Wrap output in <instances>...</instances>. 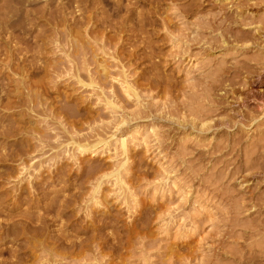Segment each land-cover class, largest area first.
Segmentation results:
<instances>
[{"label": "rangeland", "instance_id": "374dc122", "mask_svg": "<svg viewBox=\"0 0 264 264\" xmlns=\"http://www.w3.org/2000/svg\"><path fill=\"white\" fill-rule=\"evenodd\" d=\"M120 1L130 12L114 18L129 14L130 33L95 29L90 5L81 16L94 32L84 24L70 34L75 4L33 0L28 8L50 4L52 17L37 14L15 31L28 69L21 79L2 52L11 92L0 118L19 130L0 134V152L29 153H0V264L14 260L5 248L19 245L17 264H264V0ZM76 69L94 85L82 86ZM128 84L137 96H127ZM27 92L37 100L31 115L16 104ZM131 132L125 158L112 139ZM124 159L123 186L114 173ZM27 213L45 218L43 235L6 226Z\"/></svg>", "mask_w": 264, "mask_h": 264}, {"label": "bare ground", "instance_id": "6f19581e", "mask_svg": "<svg viewBox=\"0 0 264 264\" xmlns=\"http://www.w3.org/2000/svg\"><path fill=\"white\" fill-rule=\"evenodd\" d=\"M46 1H48V0H46ZM50 1V0H49ZM60 1V3L61 4H59V5H64V3L65 4H75L74 6H75V9H77V10H75V12H79L78 14L77 13H75V12H73V13H75V14H77L78 16V18L76 17V16H73L72 15V17H71V25H72V28L69 30V33L71 34L72 33V31H74V30H79V27L80 26H84V24H86V27H88V29L89 30H91V31H89V32H94V30L96 29V28H103V30H107V31H110V32H114V33H118V31L120 32V31H122V29H123V31H125V32H131L132 30L129 28V27H131V26H129L127 23H129V20L131 19V17H130V15L128 14V15H124V17H123V15L121 16V14H120V19L119 18H116V19H118V20H116L115 18H114V16H116L117 15V17L119 16V10H121L122 8H121V5H120V0H65L66 2H64V3H62V0H59ZM32 2H33V0H0V61L2 62V64H3V61H2V59H1V56H2V52L4 51V54H3V56H5V58H6V60H7V62H6V60L5 59H3V60H5L4 62H6L5 63V66H6V68H8V69H10L9 71H11V72H13L12 73V75H14V76H16V75H18V77H20V79H21V74L23 75L24 73H27L26 72V70H28V69H23V66H20V64H19V58L17 57L18 55H17V52H15V50L14 49H17L18 47H19V43H21V41H24L21 37V39L19 38V34H20V31H22V29H24V25H22V22L23 21H25V23H26V20H29L28 22H30V23H32V21H31V17H34L35 15L37 16V14H40V13H49V15H50V17H52L51 15H52V12H50V10H49V5L50 4H47L46 5V7H43V8H41V9H32V8H28V5H31L32 4ZM49 3V2H48ZM51 3V2H50ZM104 3H112V5H111V10H110V12H108V13H106V12H104L102 9H103V7H102V5L104 4ZM92 6L93 8H95L96 9V13H94L93 14V16H91L90 17V19L89 20H91L92 19V22L93 23H95V25H94V28H90V25H88L89 23H90V21H84V16H81V14H82V10L83 9H87L88 8V6ZM59 7H61V6H59ZM64 7V6H63ZM126 8L124 9V10H126L127 12L130 10V8H128V6H125ZM109 8V7H108ZM55 10H58V8H55ZM99 10H101L100 12H98ZM59 11H61V10H59ZM106 11V10H105ZM130 12V11H129ZM57 13V12H56ZM59 13V12H58ZM65 13H66V11H65ZM62 14V13H61ZM125 14H127V13H125ZM139 14V13H138ZM137 14V15H138ZM65 15V14H64ZM68 15V14H67ZM139 16H140V18H141V16H142V14H140V15H138V18H137V21L140 19L139 18ZM68 17V16H67ZM137 17V16H136ZM29 18V19H28ZM32 19H34V18H32ZM87 19V18H86ZM144 20V19H143ZM142 20V21H143ZM141 21V22H142ZM24 23V22H23ZM30 23H28V24H30ZM48 23V22H47ZM139 23V22H138ZM137 23V24H138ZM92 24V23H91ZM142 24V23H141ZM141 24H139V26H141ZM93 25V24H92ZM91 25V26H92ZM27 26V25H26ZM127 26V27H126ZM139 26H138V28H139ZM30 27H32V25L30 26ZM134 27V26H133ZM136 28V27H135ZM141 28V27H140ZM65 29V28H64ZM78 30L76 31L77 33H78ZM15 31H18L19 32V34H17V32L15 33ZM88 31V30H87ZM123 31H122V33H123ZM136 31V30H135ZM143 32V31H142ZM38 33V32H37ZM43 34V33H42ZM138 35V34H137ZM38 36V35H37ZM41 36V35H40ZM93 36V35H92ZM139 37V36H138ZM26 39V38H25ZM96 39V38H95ZM94 39V44L95 45H97V44H99L100 46L99 47H104L103 45H104V43H105V41H106V39L105 40H103V41H101V43H97L96 42V40ZM103 39V38H102ZM28 41V40H27ZM24 43V42H23ZM28 44V43H27ZM39 44V43H38ZM42 44V43H41ZM34 45V44H33ZM31 48V47H30ZM34 48V47H33ZM7 49V50H6ZM100 49V48H99ZM17 51V50H16ZM33 57H34V55H33ZM35 58V57H34ZM33 58V60H35ZM21 59V58H20ZM32 60V59H31ZM33 60L30 62V67H32L33 69L32 70H36V69H38L39 67H40V65H38V64H36V63H34L33 62ZM37 60V59H36ZM39 60V59H38ZM1 65V64H0ZM86 65V64H85ZM14 67V68H13ZM29 67V69H31ZM13 68V69H12ZM40 69V68H39ZM38 69V70H39ZM31 71V70H30ZM29 71V76L31 77V76H33L34 75V73H36V72H34V71H31L30 72ZM75 71H77V74H76V78H77V80H78V82L79 83H81L82 84V86H87V85H89V86H91L92 84L94 85V82H93V78H90V77H92V76H88L89 77V82L88 83H85L82 79H81V76H79V74H80V72L78 73V69H76ZM10 73V72H9ZM102 73V72H101ZM28 75V74H27ZM87 77V78H88ZM4 77L0 74V104L2 103V99H4L3 97H2V95L4 94V96L6 95H8L9 94V82L7 81H5L4 82ZM19 79V78H18ZM32 81V80H31ZM88 81V80H87ZM21 83H23L24 84V82H23V79L22 80H20V84ZM35 84H36V82H35ZM35 84H32V86L34 85L35 86ZM41 84V83H40ZM21 86V85H20ZM23 86V85H22ZM26 86V85H25ZM29 86V85H28ZM24 88H26V87H24ZM31 88H33V87H31ZM31 88H27V90H28V92H29V89L31 90ZM126 94H127V96H128V92L130 91V90H132L133 92H132V94L134 93V97L135 96H137V93H135V91H134V89L131 87V85L129 86V84L126 86ZM128 89V90H127ZM32 91V90H31ZM11 92V91H10ZM19 92V91H18ZM27 92V97L25 98V99H23L22 98V96L20 95L21 93H19V95L17 96V100H16V104H18V105H27V107L29 108V114L31 115V113H33L34 112V110H33V106L35 105L34 103H36L37 102V100H36V102H35V100H33L34 98H32L31 96H32V94H31V96H30V94ZM35 92V91H34ZM45 92V91H44ZM129 94H131V92H129ZM132 94L130 95V96H132ZM34 95V94H33ZM9 96V95H8ZM129 96V97H130ZM139 96V95H138ZM109 97V96H108ZM37 98V97H36ZM116 100V99H115ZM127 100V99H126ZM107 104H109L110 106H112V107H114V112H117L118 111V109H119V106L116 108V105H114V104H116V103H112V101L111 100H109V99H107ZM12 103V102H11ZM104 103V102H103ZM32 104V105H31ZM34 104V105H33ZM115 108H116V110L117 111H115ZM113 109V108H112ZM121 109V108H120ZM125 111V110H124ZM112 112V111H111ZM121 112V111H120ZM126 112V111H125ZM35 113V112H34ZM33 113V114H34ZM113 113V112H112ZM118 113V112H117ZM117 113H115V114H117ZM122 113V112H121ZM121 113H120V115H121ZM135 113V112H134ZM32 114V115H33ZM122 114H124V113H122ZM129 114H131V113H129ZM128 114V115H129ZM114 115V114H113ZM117 116H119V115H117ZM117 116H116V118H117ZM126 116V115H125ZM124 115L123 116H121V117H118V123L117 124H119L120 126L121 125H126L127 124V122L129 123V121H127V118L125 117ZM132 116V115H131ZM128 117V116H127ZM2 118V117H1ZM0 118V130H3L2 132H0V134L2 135H4V134H8L6 131H8V130H16V129H18V127H15L14 126V124L11 122V121H9V122H6V124L4 123L5 121L3 120V119H1ZM115 118V117H114ZM114 120V119H113ZM116 121H117V119H116ZM116 124V123H115ZM118 126V125H117ZM29 127V126H28ZM34 127L35 126H33L32 128L34 129ZM122 127V126H121ZM32 128H31V130H32ZM120 129H122V128H120ZM19 130V129H18ZM21 130V129H20ZM133 130H135L134 132H136V130H139L136 126H134V128H133ZM139 133V132H138ZM136 134V133H135ZM7 136V135H6ZM133 137H135L134 135H133V132H131V133H128L127 135H121V136H119V137H117V139H116V137L114 138V135L112 134V138H114V139H112V140H115V148H117L118 149V151L120 152V154L121 155H124V157L125 156H127V155H129L128 153H129V151H130V139H133ZM33 138V137H32ZM71 138V137H70ZM111 138V137H110ZM111 140V139H110ZM134 140V139H133ZM101 142H103V143H106L107 142V139H106V141H105V139H98L97 141H96V143L97 144H99V143H101ZM108 142H109V140H108ZM107 142V143H108ZM113 142V141H112ZM74 144V143H73ZM28 146V145H27ZM34 147H36V146H34ZM21 148V147H20ZM32 148V147H31ZM79 148L81 149H79L78 151L79 152H81V153H83L84 151H85V146L84 145H80L79 146ZM3 149H5V148H3ZM35 149V148H34ZM8 150H10V149H8ZM29 150L28 149H17V150H13V149H11L8 153H3V151H2V153H1V158H3V159H6V160H12V159H14V158H17L16 156H19L20 154H21V156H22V154L23 155H26L27 153H29L28 152ZM92 151V150H91ZM33 152V151H32ZM31 152V153H32ZM118 152V153H119ZM93 154V153H92ZM26 157H28V156H26ZM123 157V158H124ZM33 158V157H32ZM125 158H127V157H125ZM20 159H21V157H20ZM1 160V159H0ZM5 160V161H6ZM126 159H124L123 160V162L121 163V164H119L118 165V167H116V168H118L117 170H116V168H115V171H116V173H114V174H116V176H115V183H117V182H119V183H121L123 186H124V184H126L125 183V181H123L122 180V178H121V176L119 175L121 172L119 171V168H123L124 166H125V164H126V161H125ZM4 161V160H3ZM48 161V160H47ZM36 159H33L32 161H31V163H32V166L33 167H41L42 165H40V163H38L37 162V164H36ZM121 162V161H120ZM34 163V164H33ZM30 165V164H29ZM31 166V165H30ZM33 167H31V168H33ZM43 167V166H42ZM27 168V167H26ZM26 168H24L25 170H26ZM44 168V167H43ZM29 169V168H28ZM34 169V168H33ZM125 169V168H124ZM37 170V169H36ZM40 170V169H39ZM93 170H94V168H93ZM93 172V171H92ZM91 172V173H92ZM118 172H120L119 174H118ZM38 173V172H37ZM86 173H87V171H86ZM89 173V172H88ZM88 173H87V176H88ZM94 173V172H93ZM92 173V174H93ZM90 174V173H89ZM92 174H90V177H92L93 175ZM96 174V173H95ZM92 175V176H91ZM103 180H98L97 181V183L94 185V189H93V191H94V194L95 193H97L98 191H99V189H100V187H101V184L103 183L102 182ZM114 181V180H113ZM45 184V183H44ZM103 185V184H102ZM114 185V184H113ZM31 189V188H30ZM120 189V188H119ZM126 189H127V187H126ZM9 194V193H8ZM98 194V193H97ZM22 195V194H21ZM96 195V194H95ZM95 195H94V197H93V199H96L97 198V195H96V197H95ZM7 198V197H6ZM22 199L23 197H19V199ZM75 198V197H74ZM73 198V199H74ZM25 199V198H24ZM92 199V200H93ZM22 201V200H21ZM20 202V201H19ZM18 202V203H19ZM54 202H58V201H54ZM61 202V201H60ZM62 202H64V200L62 201ZM59 203V202H58ZM65 203V202H64ZM67 203V202H66ZM95 203H99L97 200H95ZM101 203V202H100ZM99 203V204H100ZM1 204V203H0ZM51 204H52V202H51ZM62 204V203H61ZM60 204V205H61ZM63 205V204H62ZM48 206H50V204L48 205ZM52 206V205H51ZM55 206V204L53 205V207ZM58 206V205H57ZM57 206H55V207H57ZM48 209L50 208L51 209V207H47ZM65 207H63V211L65 210L64 209ZM58 209V208H57ZM2 210H3V208H2ZM47 210V209H46ZM62 210H61V212H63ZM0 212H1V205H0ZM28 212V211H27ZM56 213H55V215L57 214V213H59V211L57 210V211H55ZM3 213H5V210H4V212ZM16 213V212H15ZM49 213V212H48ZM18 214V213H17ZM22 214V213H21ZM35 214V213H34ZM5 215V214H4ZM25 215V214H24ZM23 215V216H24ZM27 215L28 216H25L24 218H25V220H24V218H23V220L22 221H19V220H17V221H19V222H16V221H13V222H8L7 221V224H6V226L8 225H10L9 227H11V225L13 226V228H16L17 229V224H21V226L23 227V229L26 231H33V232H35V235H37L38 234V232H40V231H42V235H43V232L46 230V228H47V226H46V223L47 222H45V218H42L43 216H29V214L27 213ZM59 215H60V213H59ZM58 215V216H59ZM18 216H22V215H18ZM57 216V215H56ZM57 216V217H58ZM95 216V215H94ZM18 218V217H17ZM12 220V219H11ZM52 220H54L53 218H52ZM58 220V219H57ZM5 222V221H4ZM7 230L9 229L8 227H5ZM19 228H20V226H19ZM5 229V230H6ZM3 230V229H2ZM14 229H12V232H15V231H13ZM19 230V229H18ZM23 230V231H24ZM59 230V229H58ZM10 231V230H9ZM23 232V233H26V232ZM4 232V231H3ZM3 232H1L0 233V236H1V234L3 233ZM11 232V233H12ZM17 232V231H16ZM20 232V231H19ZM18 232V233H19ZM32 232V233H33ZM57 232H60V233H62L63 232V229H62V231L61 230H59V231H57ZM29 233V232H28ZM40 234V233H39ZM9 235V234H8ZM14 235V234H13ZM29 235V234H28ZM41 235V234H40ZM49 235V234H48ZM57 235V234H56ZM58 235H59V233H58ZM62 235H64L63 233H62ZM38 236V235H37ZM36 236V237H37ZM45 236H46V234H45ZM55 236V235H54ZM33 237H35L34 235H33ZM35 237V238H36ZM49 237V236H48ZM64 237V236H63ZM66 238H68L67 236H65ZM51 238V237H50ZM57 238V240H58V243H59V240L61 241V244H62V242H63V244L62 245H64L65 247H67V248H69L68 247V242L70 241H66V240H63L62 239V237H56ZM65 238V239H66ZM0 239H1V237H0ZM34 239V238H33ZM55 239V237L53 238V240ZM37 240V239H36ZM36 240H35V242H34V240H33V246L32 247H37L38 245L39 246H41V244H42V247L44 246V242L43 243H41V241L40 242H36ZM56 240V241H57ZM73 240V239H72ZM55 241V240H54ZM74 241V240H73ZM73 241H71V243H72V245H70V246H72V247H74V246H77L78 247V244H77V242H73ZM64 242H67V244L66 243H64ZM78 242H80V241H78ZM80 243H82V242H80ZM55 244H56V242H55ZM61 244H59V245H61ZM70 244V243H69ZM84 244V243H83ZM82 244V245H83ZM28 245V244H27ZM58 245V244H57ZM81 245V244H80ZM79 245V246H80ZM26 246V245H25ZM22 247V246H21ZM20 247V245H19V247L18 248H16V247H6L5 248V251L6 252H8V255H10V257L11 258H14V260H12L11 258V260L8 262L9 264H17V263H19V262H16V259L17 258H21L22 256H24V255H22L21 257H18L19 255H20V251H19V249L21 248ZM23 247H24V245H23ZM31 247V246H30ZM30 247H28L27 246V248H29L30 249ZM45 247V246H44ZM57 247V246H56ZM61 248H64L63 246H60ZM52 248V247H51ZM54 248V247H53ZM52 248V249H53ZM82 248H83V246H82ZM22 249V248H21ZM33 249V248H32ZM44 249H47V248H44ZM70 249H71V247H70ZM79 249V248H78ZM81 249V248H80ZM26 250H28V249H26ZM42 250V249H41ZM49 250V249H48ZM67 250V249H66ZM25 251V250H24ZM68 251V250H67ZM3 252V248H1L0 249V254ZM26 252V251H25ZM31 252V251H30ZM5 253V252H4ZM50 253H52V251H50ZM19 254V255H18ZM26 254V253H25ZM53 254V253H52ZM26 256V255H25ZM54 256V255H53ZM57 256V255H56ZM59 256H61V255H59ZM53 258V257H52ZM19 260V259H18ZM21 260H22V258H21ZM20 260V261H21ZM22 262V261H21ZM24 262V261H23ZM1 263H4V262H1Z\"/></svg>", "mask_w": 264, "mask_h": 264}]
</instances>
